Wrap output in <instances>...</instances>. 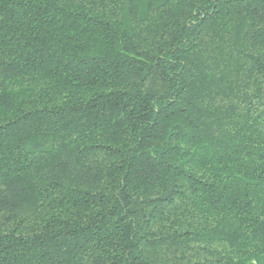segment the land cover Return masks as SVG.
Returning a JSON list of instances; mask_svg holds the SVG:
<instances>
[{
	"label": "trees",
	"instance_id": "trees-1",
	"mask_svg": "<svg viewBox=\"0 0 264 264\" xmlns=\"http://www.w3.org/2000/svg\"><path fill=\"white\" fill-rule=\"evenodd\" d=\"M0 264H264V0H0Z\"/></svg>",
	"mask_w": 264,
	"mask_h": 264
}]
</instances>
